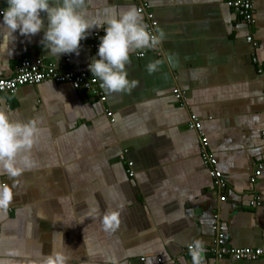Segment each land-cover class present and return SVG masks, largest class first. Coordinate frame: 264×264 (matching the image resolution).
Masks as SVG:
<instances>
[{
	"label": "crops",
	"instance_id": "0c3cea01",
	"mask_svg": "<svg viewBox=\"0 0 264 264\" xmlns=\"http://www.w3.org/2000/svg\"><path fill=\"white\" fill-rule=\"evenodd\" d=\"M229 1L84 0L88 18L135 7L149 32L164 34L155 48L130 55L126 71L136 87L109 93L99 83L106 102L51 81L0 92V110L34 122L37 131L34 166L14 179L0 175L15 193L0 207V264H46L54 248L68 254L67 264H193L194 251L199 264H264V256L215 252L218 221L228 247L264 248V167L251 181L264 166V74L252 60L264 62V0H252L251 25ZM6 6L0 0V9ZM103 34L91 30L79 55L57 58L40 43L43 31L15 40L0 35V76L15 75L24 59L70 58L68 67L88 68L97 52L91 44ZM150 62H158L151 73ZM191 114L201 119L225 188L210 175ZM110 213L118 223L106 229Z\"/></svg>",
	"mask_w": 264,
	"mask_h": 264
},
{
	"label": "clouds",
	"instance_id": "9594fccd",
	"mask_svg": "<svg viewBox=\"0 0 264 264\" xmlns=\"http://www.w3.org/2000/svg\"><path fill=\"white\" fill-rule=\"evenodd\" d=\"M84 0H6L0 9V35L15 40L16 34L32 37L43 31L40 43L56 58L63 54L79 55L81 41L93 29H103L97 52L88 68L101 88L107 92H130L137 81L130 80L126 64L130 55L138 50L155 48L164 34L149 32L143 23L142 14L135 7L105 8L101 14L88 18L83 12ZM158 63V62H156ZM150 62L149 73L156 68ZM260 121V116H253ZM36 125L32 121L13 119L0 110V175L10 179L34 166L31 149L36 140ZM13 185L0 183V207H7L14 198ZM95 212L94 208L89 209ZM118 223L115 213L103 219L105 228ZM195 249L201 251L199 241ZM69 256L62 249H53L46 264H67ZM193 264H199L193 252Z\"/></svg>",
	"mask_w": 264,
	"mask_h": 264
},
{
	"label": "built area",
	"instance_id": "2783aa9c",
	"mask_svg": "<svg viewBox=\"0 0 264 264\" xmlns=\"http://www.w3.org/2000/svg\"><path fill=\"white\" fill-rule=\"evenodd\" d=\"M229 6L233 7L238 14H240L248 24H254L256 21L252 0H230ZM152 18L153 15L149 14ZM153 26V25H152ZM151 27V26H150ZM152 33V31H151ZM96 37L99 33L94 34ZM247 40L254 46L258 44L252 34L247 36ZM99 42H94L91 47L97 49ZM253 62L258 66V72L264 74V62L258 57L252 58ZM71 62L70 58L63 60L45 61L44 59H24L16 70L15 75L11 77L0 76V92L2 93H15L20 86L23 85H39L46 81H51L56 84H71L75 89L84 90L90 92L100 101L106 102L107 96L104 95L99 88V81L92 76V73L88 68L75 69L68 67V63ZM174 94L179 100L185 98L184 92L180 88L174 89ZM107 116L113 120V112L111 109H107ZM190 127L199 131L201 135V142L203 145V159L206 164L210 166V175L214 178L215 183L219 188H225L227 182L223 177L222 172L217 168V159L213 154L208 151V140L202 132V122L200 117L196 114L190 115ZM264 139V130L261 132ZM124 153L122 158H124ZM128 174L130 177L135 175L133 170V162L128 161ZM263 164H259L255 173L251 176V181L255 182L257 177L261 174ZM226 195L220 196L221 201L226 200ZM260 204V202H255ZM216 235V248L215 252L218 257H224L226 255L231 256L235 259H257L260 256H264V248H251V247H228L227 246V234L226 228L219 221L213 226ZM190 250H194V246H189Z\"/></svg>",
	"mask_w": 264,
	"mask_h": 264
}]
</instances>
